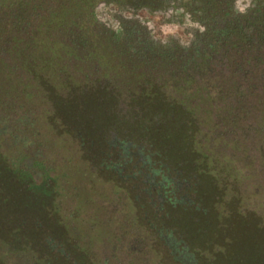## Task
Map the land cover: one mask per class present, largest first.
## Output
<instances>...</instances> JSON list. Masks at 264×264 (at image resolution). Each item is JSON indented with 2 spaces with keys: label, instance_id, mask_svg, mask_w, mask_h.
Instances as JSON below:
<instances>
[{
  "label": "rangeland",
  "instance_id": "374dc122",
  "mask_svg": "<svg viewBox=\"0 0 264 264\" xmlns=\"http://www.w3.org/2000/svg\"><path fill=\"white\" fill-rule=\"evenodd\" d=\"M239 3L246 10L250 0ZM189 7L188 0L160 12L107 3L96 5L94 16L117 36L120 14L137 20L140 37L185 47L197 29ZM232 7L245 11L237 0ZM3 16L0 10V264H179L161 228L186 243L198 264H264V141L256 139L264 131H249L251 118L225 134L217 130L213 140V113L191 130L197 152L192 140L182 143L173 119L148 125L121 99L98 102L95 95L115 96L97 93L103 82L83 88L75 74L76 91L48 85L42 94L25 76L36 63L29 51L19 40L8 44L12 34L26 39V29H11ZM60 51L69 56L54 45L46 50L50 59L37 64L64 74ZM163 79L162 92L172 98ZM205 157L220 170L221 187L200 174Z\"/></svg>",
  "mask_w": 264,
  "mask_h": 264
},
{
  "label": "trees",
  "instance_id": "16d2710c",
  "mask_svg": "<svg viewBox=\"0 0 264 264\" xmlns=\"http://www.w3.org/2000/svg\"><path fill=\"white\" fill-rule=\"evenodd\" d=\"M188 1L186 12L197 29L185 47L171 41L158 46L140 37L142 26L137 20L120 14L116 19L121 35L117 36L97 25L94 16L98 4L160 12L177 6L180 0H0V10L4 24L26 29V39L12 34L8 44L19 40L29 51L27 58L32 56L36 62L26 66L25 76L35 81L37 91L46 94L50 85L54 91L70 94L80 88L70 77L75 74L83 88L95 80L103 82L107 86L96 87L97 93L111 90L115 96L95 95L98 102L111 105L112 99H121L127 102L134 120L149 121L148 125L173 119L183 130L182 143L192 140V150L198 152V136L191 130L201 126L202 120L210 121L213 113L217 116L208 129L213 140L220 138L217 130L225 134L246 116L253 121L249 131H264V0H250L241 14L233 11L234 0ZM54 45L69 55L60 51L56 58L64 74L57 69L45 72L43 65L37 64L50 59L46 50ZM78 61L81 65L76 71ZM164 76L171 84L172 98L162 92ZM55 106L51 103L57 111ZM173 130L167 131L168 138ZM256 137L264 141V135ZM205 159L200 174L208 173L221 187L220 170L210 157ZM207 161L209 168H205ZM257 251L262 253L260 248Z\"/></svg>",
  "mask_w": 264,
  "mask_h": 264
},
{
  "label": "flooded vegetation",
  "instance_id": "af4514ba",
  "mask_svg": "<svg viewBox=\"0 0 264 264\" xmlns=\"http://www.w3.org/2000/svg\"><path fill=\"white\" fill-rule=\"evenodd\" d=\"M140 158L141 156H139V159ZM188 206H193V204L190 203ZM163 231V228L158 230V235L169 246L171 255L176 262L179 264H198V256L195 254V252L190 251V247L186 243L180 240L176 241L169 235L167 230L164 232Z\"/></svg>",
  "mask_w": 264,
  "mask_h": 264
},
{
  "label": "clouds",
  "instance_id": "9594fccd",
  "mask_svg": "<svg viewBox=\"0 0 264 264\" xmlns=\"http://www.w3.org/2000/svg\"><path fill=\"white\" fill-rule=\"evenodd\" d=\"M237 8L239 9V11L243 12L245 9L240 7V3L239 0H237Z\"/></svg>",
  "mask_w": 264,
  "mask_h": 264
}]
</instances>
